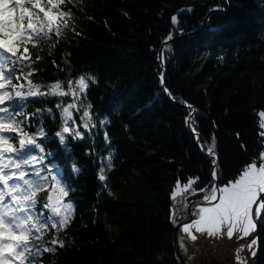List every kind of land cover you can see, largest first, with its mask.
Here are the masks:
<instances>
[{
    "label": "trees",
    "instance_id": "1",
    "mask_svg": "<svg viewBox=\"0 0 264 264\" xmlns=\"http://www.w3.org/2000/svg\"><path fill=\"white\" fill-rule=\"evenodd\" d=\"M73 12L72 27L80 34L65 30L59 42L53 37L30 49L33 60L41 57L32 79L91 74L96 83L84 103L109 123L97 122L90 132L81 127L84 139L69 138L62 146L54 135L61 129L59 98L28 104V113L53 109L55 119L44 113L26 130L35 132L43 120V147L54 153L75 205L60 236L64 247L35 264H178L177 180L194 178V189H210L213 157L204 152L213 138L219 185L234 180L264 149L258 115L264 110V0H78ZM162 47L165 69L158 60ZM174 101L197 110L192 123L202 151L185 122L189 108ZM81 114L74 112L76 125ZM110 154L112 168L101 182L99 169ZM257 241L253 264H264V218Z\"/></svg>",
    "mask_w": 264,
    "mask_h": 264
},
{
    "label": "snow or ice",
    "instance_id": "2",
    "mask_svg": "<svg viewBox=\"0 0 264 264\" xmlns=\"http://www.w3.org/2000/svg\"><path fill=\"white\" fill-rule=\"evenodd\" d=\"M77 2L0 0V264H35L44 253L55 254L57 245L59 248L65 245L60 236L75 213V205L69 197L71 186L51 159L54 153L45 152L43 147L46 142L42 139L46 137L43 120L35 132L26 130L44 113L55 119L53 109L37 108L28 113V104L38 98H59L55 108L61 118V129L54 135L62 146L69 138L84 139L81 127L90 132L97 127V122L100 127L109 123L93 113L91 103H84L90 85L96 83L91 74H81L75 80L56 79L47 83L32 79L38 71L34 65L41 57L37 54L33 60L30 49L38 48L41 43L47 44L53 37L59 42L65 30L80 34L72 27L73 8ZM67 5L72 7L66 8ZM171 22L179 24L177 15L171 17ZM171 38L170 35L167 39ZM55 46V43L51 45L52 48ZM163 79L162 74V83ZM65 97L71 98L70 102L65 103ZM188 108L189 116L185 122L195 133L192 121L197 110L191 105ZM74 112L82 113L79 125H76ZM259 116L264 118V111ZM70 123L75 126L69 127ZM260 127L264 129V119L260 121ZM104 135L107 140V132ZM260 136L264 139V131ZM207 154L213 157V184L210 189H199L201 193L207 191L203 196L207 204L197 205L198 210L193 213L197 219L184 223L182 229L193 241L197 238L193 229L215 237L224 234L226 228L229 238L237 231L241 233L240 238L247 237L255 228L256 219L264 218V152L224 185L215 183L219 179L215 138L207 147ZM111 168L110 154L99 169L101 182L107 181L106 169ZM72 170L80 171L75 164ZM196 183L197 180L189 178L181 185L177 180L172 198L175 200L178 195L186 198V194L196 191L193 188ZM103 186L107 187L106 183ZM49 234L51 238L45 239ZM255 242L253 240L252 244Z\"/></svg>",
    "mask_w": 264,
    "mask_h": 264
},
{
    "label": "rangeland",
    "instance_id": "3",
    "mask_svg": "<svg viewBox=\"0 0 264 264\" xmlns=\"http://www.w3.org/2000/svg\"><path fill=\"white\" fill-rule=\"evenodd\" d=\"M261 111H259V113ZM262 119L264 118H261L259 116V123ZM72 126L75 125L70 123L69 127ZM261 131H264V129H261ZM199 194H201L200 191L196 190L194 193L186 194V198H182L179 195L177 196V198L174 200V207H173V219L175 221H180L184 217H186V207L190 202H192L195 199L203 198V196L206 195L207 193L203 194L202 196H199ZM197 195L198 197H196ZM196 210L198 209L196 208ZM196 210H193V213H195ZM194 219H197V216L193 214L192 220ZM261 219H256L255 223L260 222ZM226 231L227 229L225 228L224 234L220 236L209 237L207 233H203V234L197 233L193 229V234H195L197 237L196 240L193 241L192 239H190L188 234L185 233L181 228V230L179 231V243H181L180 249L184 254L185 258L187 259L188 263L186 264H196V263L213 264L212 262L208 263L202 261L201 259L202 256L204 255L205 257L208 254H213L217 260H225L227 254H229L230 257L233 256L234 264H253L257 252L258 241H257V237L253 239H248V237L252 235V233L255 231V228L250 232V234L247 237H243V238H240L241 233L239 231L235 232L234 235L231 238H229L226 235ZM253 240L256 241L255 244H252ZM250 244L251 247H249Z\"/></svg>",
    "mask_w": 264,
    "mask_h": 264
},
{
    "label": "water",
    "instance_id": "4",
    "mask_svg": "<svg viewBox=\"0 0 264 264\" xmlns=\"http://www.w3.org/2000/svg\"><path fill=\"white\" fill-rule=\"evenodd\" d=\"M215 11H225L224 9L222 8H215L214 9ZM202 28V26H201ZM172 39V38H171ZM169 40V39H168ZM167 40V41H168ZM159 64H160V67L165 69V64H166V60H164L163 58V47L161 48L160 50V54H159ZM164 79H163V83L161 82V77H160V82H161V86L162 88L164 89V92L165 94L169 95V93L167 91H165V75L163 76ZM175 102V101H174ZM177 105L181 106L182 108H188V104H180V103H177L175 102ZM193 108V107H192ZM188 125V124H187ZM189 127V125H188ZM190 128V127H189ZM191 130V129H190ZM195 134V137H196V140H197V143H198V146H199V149L200 151L201 148H200V145H199V139H197V132L194 133ZM204 154H207V152H204ZM208 155V154H207ZM216 157L218 158V155H217V152H216ZM212 172H213V165H212V168H211V176H212ZM212 180H213V176H212ZM216 184L219 185L218 181L216 180L215 181ZM207 202H205L203 200V198H200V199H195L193 200L192 202H190L187 207H186V217H184L182 220L180 221H175L173 219V228H174V246H175V252L177 254V257H178V264H186V258L184 256V254L182 253L181 249H180V244H179V231L182 227V225L184 223H188V222H191L192 218H193V210H195V208H197L196 206L197 205H206ZM260 225V222H256L255 223V231L252 233L251 236L248 237V239H253L255 237H257V231H258V227ZM206 264V263H205Z\"/></svg>",
    "mask_w": 264,
    "mask_h": 264
},
{
    "label": "flooded vegetation",
    "instance_id": "5",
    "mask_svg": "<svg viewBox=\"0 0 264 264\" xmlns=\"http://www.w3.org/2000/svg\"><path fill=\"white\" fill-rule=\"evenodd\" d=\"M182 228V227H181ZM181 230V229H180ZM236 242H238V241H236ZM233 243H235V242H233ZM232 243V244H233ZM179 244H181V243H179ZM181 248V247H180ZM230 250V249H229ZM229 256V254H227V256L225 257V260H217L215 257H214V255L213 254H208L207 256H205L204 257V255L202 256V261L203 262H212L213 264H234V258H233V256L232 257H228ZM225 261V262H224ZM186 263H188L187 262V259H186ZM196 264H200V263H196Z\"/></svg>",
    "mask_w": 264,
    "mask_h": 264
},
{
    "label": "crops",
    "instance_id": "6",
    "mask_svg": "<svg viewBox=\"0 0 264 264\" xmlns=\"http://www.w3.org/2000/svg\"><path fill=\"white\" fill-rule=\"evenodd\" d=\"M196 210V209H195ZM197 211V210H196ZM195 212V211H194Z\"/></svg>",
    "mask_w": 264,
    "mask_h": 264
},
{
    "label": "bare ground",
    "instance_id": "7",
    "mask_svg": "<svg viewBox=\"0 0 264 264\" xmlns=\"http://www.w3.org/2000/svg\"><path fill=\"white\" fill-rule=\"evenodd\" d=\"M196 209V208H195Z\"/></svg>",
    "mask_w": 264,
    "mask_h": 264
}]
</instances>
